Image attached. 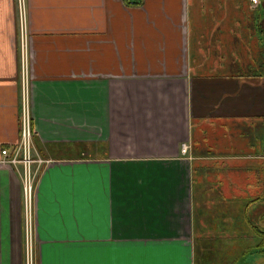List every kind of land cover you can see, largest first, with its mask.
Returning <instances> with one entry per match:
<instances>
[{
  "label": "crops",
  "instance_id": "crops-1",
  "mask_svg": "<svg viewBox=\"0 0 264 264\" xmlns=\"http://www.w3.org/2000/svg\"><path fill=\"white\" fill-rule=\"evenodd\" d=\"M25 6L33 142L49 161L34 190L36 264H203L208 241L236 239L222 204L264 198L263 138L243 130L264 124L249 0ZM18 22L17 0H0V153L20 138ZM234 85L251 91L244 110ZM24 250L22 183L0 162V264H24Z\"/></svg>",
  "mask_w": 264,
  "mask_h": 264
},
{
  "label": "built area",
  "instance_id": "built-area-1",
  "mask_svg": "<svg viewBox=\"0 0 264 264\" xmlns=\"http://www.w3.org/2000/svg\"><path fill=\"white\" fill-rule=\"evenodd\" d=\"M253 8H257L258 0H249ZM18 25L20 35V138L11 151L1 150V163L19 172L22 183L25 220L24 264H36L33 233V199L37 178L49 161L42 159L34 150L31 105V80L27 56V24L25 0H17ZM188 147L182 145L181 153L186 154Z\"/></svg>",
  "mask_w": 264,
  "mask_h": 264
},
{
  "label": "rangeland",
  "instance_id": "rangeland-1",
  "mask_svg": "<svg viewBox=\"0 0 264 264\" xmlns=\"http://www.w3.org/2000/svg\"><path fill=\"white\" fill-rule=\"evenodd\" d=\"M242 68H244V66ZM248 69L249 68L246 67V71ZM210 93H214V91L211 89ZM230 93L239 95L238 97L231 99L236 103H234L237 105L236 109L240 107V109L244 110L250 104L254 103L251 91L247 88H244L240 91L238 87L234 85ZM256 99L260 98L255 97V100ZM257 107L262 108L259 102H257ZM243 130L246 133V137H250L251 133L252 137L258 138L262 136V142L264 144L263 122L258 121L250 126L245 124ZM34 135L35 132L33 133L32 141L34 139ZM258 147L259 145H254L253 143V154L258 153ZM247 150V147H245V151ZM221 193L223 194L222 191ZM247 195H250V193H247ZM246 204L247 201L242 202V205L241 202L238 201L237 205H241L240 208L228 207V204H222L227 206L224 207L226 209L224 211V218L233 217L235 222L240 223V225L237 226L239 227L240 232H238L239 234L236 239L208 241V249L204 252L206 256L202 258V261L204 260L203 264H264V258L261 254H259L260 251L264 249L262 240L264 239V235L259 234L257 230L258 228L259 230L264 231V198L262 201L258 202L254 208H243Z\"/></svg>",
  "mask_w": 264,
  "mask_h": 264
},
{
  "label": "water",
  "instance_id": "water-1",
  "mask_svg": "<svg viewBox=\"0 0 264 264\" xmlns=\"http://www.w3.org/2000/svg\"><path fill=\"white\" fill-rule=\"evenodd\" d=\"M255 9H257V12H258V25H259L260 31L264 35V0H258L257 8H255ZM182 145H185V146L188 147V151H187L186 154H182L181 153ZM182 145L180 146V153H181L182 156H186L188 154V152H189V149H190L189 145L186 144V143H183ZM257 230L262 232V233H264L263 230H259L258 228H257Z\"/></svg>",
  "mask_w": 264,
  "mask_h": 264
},
{
  "label": "trees",
  "instance_id": "trees-1",
  "mask_svg": "<svg viewBox=\"0 0 264 264\" xmlns=\"http://www.w3.org/2000/svg\"><path fill=\"white\" fill-rule=\"evenodd\" d=\"M258 233L259 234H261V235H264V233H262V232H260V231H258ZM263 240V244H264V239H262ZM264 250V249H263Z\"/></svg>",
  "mask_w": 264,
  "mask_h": 264
}]
</instances>
